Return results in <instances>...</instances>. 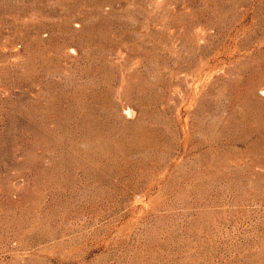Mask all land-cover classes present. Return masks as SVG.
I'll return each instance as SVG.
<instances>
[{"label": "rangeland", "instance_id": "obj_1", "mask_svg": "<svg viewBox=\"0 0 264 264\" xmlns=\"http://www.w3.org/2000/svg\"><path fill=\"white\" fill-rule=\"evenodd\" d=\"M262 91L264 0H0V264H264Z\"/></svg>", "mask_w": 264, "mask_h": 264}, {"label": "bare ground", "instance_id": "obj_2", "mask_svg": "<svg viewBox=\"0 0 264 264\" xmlns=\"http://www.w3.org/2000/svg\"><path fill=\"white\" fill-rule=\"evenodd\" d=\"M261 95L264 97V91L261 92ZM127 114L130 115V114H131V111L129 110V111L127 112Z\"/></svg>", "mask_w": 264, "mask_h": 264}]
</instances>
